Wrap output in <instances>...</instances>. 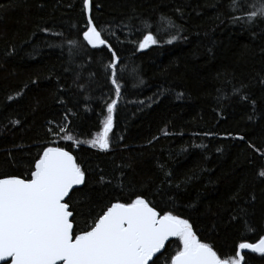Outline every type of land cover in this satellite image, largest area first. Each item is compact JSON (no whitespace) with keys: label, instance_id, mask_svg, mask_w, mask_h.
<instances>
[{"label":"trees","instance_id":"obj_1","mask_svg":"<svg viewBox=\"0 0 264 264\" xmlns=\"http://www.w3.org/2000/svg\"><path fill=\"white\" fill-rule=\"evenodd\" d=\"M254 2L92 0L93 22L120 59L121 98L110 148L100 151L87 141L102 132L115 98L111 54L83 42V0H0V178H28L43 150L60 146L85 173L72 202L74 230L106 204L140 196L188 219L221 259L233 258L241 242L258 243L264 19H240ZM148 32L160 42L139 51ZM61 127L83 143L63 139ZM177 247L170 242L160 264ZM243 255L245 264H264L257 253Z\"/></svg>","mask_w":264,"mask_h":264},{"label":"snow or ice","instance_id":"obj_2","mask_svg":"<svg viewBox=\"0 0 264 264\" xmlns=\"http://www.w3.org/2000/svg\"><path fill=\"white\" fill-rule=\"evenodd\" d=\"M250 7L253 10L240 18L244 23L264 19V0H255ZM82 10L86 16L83 42L92 49L105 48L111 54L107 68L115 98L106 105L102 132L87 141L92 148L108 151L121 98L120 59L93 22L92 0H83ZM230 10L236 9L230 4ZM169 26L175 27L174 21H169ZM178 38L173 35L166 42L172 44ZM159 42L156 35L148 32L137 47L144 51ZM234 94L240 95L235 90ZM241 99L246 100L247 96L241 95ZM60 131L63 139L77 145L83 143L68 135L65 127ZM258 175L264 178V170ZM84 184L85 173L76 157L60 146L46 147L28 178H0V264H160L157 254L170 240L178 242V247L174 254L164 257V264H245L244 250L264 256V238H260L258 243H239L233 258L221 259L208 243L201 242L188 219L170 211L162 214L140 196L106 204L91 225L74 230L76 209L72 202Z\"/></svg>","mask_w":264,"mask_h":264},{"label":"water","instance_id":"obj_3","mask_svg":"<svg viewBox=\"0 0 264 264\" xmlns=\"http://www.w3.org/2000/svg\"><path fill=\"white\" fill-rule=\"evenodd\" d=\"M147 49H148V48H147ZM147 49H146V50H147ZM82 186H83V185H82ZM82 186H79V187H82ZM74 190H75V189H74ZM74 190H73V191H74ZM172 241H174V240H170V241H168V242L166 243V245H165V248H166V246H167L170 242H172ZM165 248L162 250V253H159V254H157V255L160 256L161 254H163V252L165 251ZM244 252H250V251H249V250H244ZM244 252H243V253H244ZM243 253H242V254H243ZM154 259H155V258H154Z\"/></svg>","mask_w":264,"mask_h":264},{"label":"bare ground","instance_id":"obj_4","mask_svg":"<svg viewBox=\"0 0 264 264\" xmlns=\"http://www.w3.org/2000/svg\"><path fill=\"white\" fill-rule=\"evenodd\" d=\"M82 140V139H81Z\"/></svg>","mask_w":264,"mask_h":264},{"label":"rangeland","instance_id":"obj_5","mask_svg":"<svg viewBox=\"0 0 264 264\" xmlns=\"http://www.w3.org/2000/svg\"><path fill=\"white\" fill-rule=\"evenodd\" d=\"M98 149V148H97Z\"/></svg>","mask_w":264,"mask_h":264}]
</instances>
